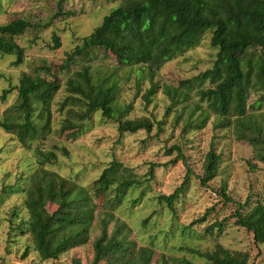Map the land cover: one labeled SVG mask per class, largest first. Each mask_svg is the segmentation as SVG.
I'll return each mask as SVG.
<instances>
[{
  "label": "trees",
  "instance_id": "1",
  "mask_svg": "<svg viewBox=\"0 0 264 264\" xmlns=\"http://www.w3.org/2000/svg\"><path fill=\"white\" fill-rule=\"evenodd\" d=\"M66 1H58L56 16L70 14L63 8ZM32 25L25 17L0 24V54L15 56V65H21L25 60V48L18 43L17 37ZM208 30L212 33L210 43L217 49L216 59L211 68L180 80L178 86H164L171 99L170 107L184 103L191 91L198 88L200 101L206 102V106H197L186 124L203 127L208 122L209 110L215 115V127H233L236 137L257 147V155L264 161V113L258 114L264 106V0H122L104 15L89 35L82 38V42L69 54L68 65L76 56L89 59L97 49L111 53L118 64L139 66V71L145 69L148 72L151 84L145 98L151 102L160 87L155 80L159 70L178 54L198 45ZM53 39V47L59 48L60 36L54 34ZM67 85L71 96L65 102L73 99L81 106V110H75L81 122L68 120L65 124L67 130L75 128L73 132H82L87 126L83 122L99 112L104 118H116L121 135L140 129L152 132L154 125L149 118L124 119L132 110V104L118 111L117 83L109 79L104 82L96 80L89 65L73 74ZM60 87L57 78L48 79L39 73L23 72L18 85V99L4 111L0 127L15 134L23 147L32 150L33 144L44 139L51 129V106ZM9 92L5 89L0 99L5 100ZM254 92L259 93V98L249 104ZM197 109L200 114L192 120ZM173 150L177 154L169 163L181 161L186 167L185 176L173 192L161 194L157 199L174 213L175 203L195 172L182 147L173 145L168 154ZM34 151L38 167L25 178L20 188L26 194L24 204L29 212L27 227L22 231L31 233L35 249L42 259H56L87 243L98 225L100 233L93 242L91 264H99L103 260L110 264H152L151 247L136 251L129 237L131 226L116 215L126 201L132 206L142 201L143 193L136 196L134 190L148 181L146 177V180L139 177L131 168L113 159L99 177L85 187L46 168L57 159L55 151H44L38 147ZM221 161L222 154L217 152L212 142L204 159L203 173L196 176L202 186L208 187L217 177ZM155 167L151 164L148 177H154ZM17 184L10 188L11 193L19 191ZM227 188V185L221 188L223 199L234 201ZM100 195L104 196V211L97 217L94 197ZM50 202L58 206L54 212L47 208ZM245 207L244 203L237 202V209L231 214L235 218L234 223L251 231L256 243H264V205L258 203L249 209ZM213 209V206L207 208L203 215L184 225L182 234L194 240L202 239L203 235L223 234L228 218L215 221L203 232L195 228L207 220ZM113 220L115 225L110 229ZM180 250L191 253L195 258H203L206 264H249L250 259L247 252L232 251L219 243L213 249L184 245ZM177 262L195 264L186 257Z\"/></svg>",
  "mask_w": 264,
  "mask_h": 264
},
{
  "label": "rangeland",
  "instance_id": "2",
  "mask_svg": "<svg viewBox=\"0 0 264 264\" xmlns=\"http://www.w3.org/2000/svg\"><path fill=\"white\" fill-rule=\"evenodd\" d=\"M58 1L0 0V24L17 17H25L33 24L17 37L18 43L25 48V60L21 65L13 63L15 56L0 54V95L5 89L10 91L5 100L0 99V119L18 99V85L23 72L39 73L48 79L57 78L61 86L51 106V129L44 139L33 144L32 150L23 147L15 134L0 127V264H91L94 258L93 242L100 233L98 225L87 243L56 259L47 260L42 259L35 249L31 233L22 231L27 227L29 212L24 204L26 194L20 188L25 178L38 167L36 147L55 151L57 159L46 168L75 180L81 186H89L113 159L131 168L139 177L147 178V182L134 190L136 196L143 193L142 201L135 206L126 201L116 215L131 226L129 237L136 251L151 247L152 264H184L177 262L184 257L195 264H206L203 258H195L180 248L190 245L207 250L215 248L218 243L232 251L247 252L249 264H264V243H256L253 233L236 225L235 218L231 217L237 209V202L244 203L246 209L258 203L264 205V161L257 155L259 149L248 140L238 139L233 127H215V115L209 110L208 122L203 127L186 124L197 106H206V102L200 101L198 88L191 91L184 103L172 108L171 99L164 90L166 85L176 87L180 80L212 67L217 49L210 43L211 31L204 33L198 45L178 54L159 70L155 80L160 87L148 102L145 98L151 84L148 72L145 69L139 71V66L118 64L111 53L97 49L89 59L76 56L68 65L69 54L82 42V38L89 35L104 15L122 0H67L63 8L70 14L56 16ZM54 34L60 36L59 48L53 47ZM86 65L90 66L96 80L104 82L109 79L117 83L118 111L132 104V110L124 119L149 118L154 125L152 132L140 129L121 135L116 118H104L99 112L83 122L87 126L82 132H73L75 128L66 129L68 120L81 122L75 111L81 110L80 104L73 99L65 102L71 96L67 83ZM258 98L259 93H252L249 104ZM262 113L264 106L258 110L259 115ZM199 114L197 109L192 120ZM212 142L217 152L222 154V161L217 177L206 187L196 176L203 173L204 159ZM173 145L182 147L195 172L175 203L174 213L157 199L161 194L173 192L185 176L186 167L181 161L169 163L177 154L175 150L168 154ZM151 164L156 165L153 178L148 177ZM16 183L19 191L11 193L10 188H14ZM224 185L228 186L227 192L234 201L223 199L221 188ZM94 202L98 217L104 211V196L94 197ZM212 206L214 209L207 220L195 228L203 232L215 221L228 218L223 234L203 235L202 239L195 240L184 236L182 227ZM57 207L52 202L47 205L49 212H54ZM114 225L115 220L111 222L110 229ZM99 264L110 263L103 260Z\"/></svg>",
  "mask_w": 264,
  "mask_h": 264
}]
</instances>
